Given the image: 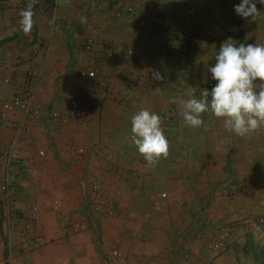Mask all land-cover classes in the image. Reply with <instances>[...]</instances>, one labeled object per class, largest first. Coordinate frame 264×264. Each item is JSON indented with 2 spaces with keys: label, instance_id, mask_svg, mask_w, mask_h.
<instances>
[{
  "label": "crops",
  "instance_id": "crops-1",
  "mask_svg": "<svg viewBox=\"0 0 264 264\" xmlns=\"http://www.w3.org/2000/svg\"><path fill=\"white\" fill-rule=\"evenodd\" d=\"M29 3L25 34L18 13ZM239 3L0 0V263L262 264L264 225H237L223 253L209 250L222 221H255L263 207L230 183L255 179L228 167L238 161L235 135L229 154L222 120L205 113L201 127H185L178 103L199 98L198 80L215 84L207 68L225 35L235 44L248 35ZM187 34L185 49L163 52ZM88 71L94 77H81ZM27 93V109L1 116ZM142 108L159 114L169 141L155 165L131 139Z\"/></svg>",
  "mask_w": 264,
  "mask_h": 264
},
{
  "label": "clouds",
  "instance_id": "clouds-1",
  "mask_svg": "<svg viewBox=\"0 0 264 264\" xmlns=\"http://www.w3.org/2000/svg\"><path fill=\"white\" fill-rule=\"evenodd\" d=\"M257 3L264 6V0H240L234 5V13L255 21L262 15ZM32 9L33 4L29 3L18 13V24L25 34L33 26ZM84 22L81 17V23ZM214 61L207 68L211 80L215 81L211 90L202 89L199 98L188 93L187 99L178 101L182 123L185 127L199 128L204 123L203 114L210 113L222 120L225 131L247 138L264 127V44L237 45L229 37L221 42ZM152 75L155 80L162 79L159 72ZM130 125L133 146L147 164L155 165L167 157L169 141L159 114L142 108L133 114Z\"/></svg>",
  "mask_w": 264,
  "mask_h": 264
},
{
  "label": "rangeland",
  "instance_id": "rangeland-1",
  "mask_svg": "<svg viewBox=\"0 0 264 264\" xmlns=\"http://www.w3.org/2000/svg\"><path fill=\"white\" fill-rule=\"evenodd\" d=\"M259 18V17H258ZM249 22H247V20H244V24L246 26L245 29H248L250 31L247 30L246 32H248V35H242V43L240 44H252L253 41H255L254 43H264V23H262V19L259 18L257 20H255L256 23H253L251 19L248 20ZM225 22H229V21H225ZM247 22V23H245ZM238 25V23H237ZM240 25V24H239ZM238 25V26H239ZM235 26V23H234ZM228 30V28H227ZM234 37V35H233ZM225 38H229L226 37ZM255 39V40H253ZM235 40V37H234ZM236 42V40H235ZM239 45V44H237ZM232 133H229L227 131H225V138L226 140H230V153H232V140H237V146L235 144V151H238L237 153L238 155V161H244L241 165H239L238 161H236V157L232 158V164L233 167L232 168V164H230L228 167L229 169H231L230 171H233L234 175L237 176L236 174V167H237V171L239 172H244V171H249L251 173H253L255 179L251 180V181H246V180H242V178L240 180H236L233 179V181H231L230 183L235 185L237 190L238 187L239 188V192H244V194H249L250 192L253 193V197L254 200L259 201V203L257 204V207H263L262 209H264V165H263V157H264V150L262 148H258L259 143L264 142V127H261L260 129L256 130L255 132H253L250 136H248L247 138H236L235 136H233L232 139ZM239 143V144H238ZM253 157H251V154ZM228 154V155H229ZM262 157V158H261ZM254 159H256V162H254ZM235 161V163H234ZM231 173V172H230ZM229 173V175H230ZM235 180V181H234ZM235 182V184L233 183ZM251 183V185H250ZM246 192V193H245ZM258 194H260V196H258L255 199V196H257ZM261 198V200L259 199ZM262 209H260V214H263L264 212H262ZM264 215V214H263ZM262 218V217H261ZM264 218V217H263ZM257 253L260 256V260L261 263L264 264V247H259L257 249Z\"/></svg>",
  "mask_w": 264,
  "mask_h": 264
},
{
  "label": "built area",
  "instance_id": "built-area-1",
  "mask_svg": "<svg viewBox=\"0 0 264 264\" xmlns=\"http://www.w3.org/2000/svg\"><path fill=\"white\" fill-rule=\"evenodd\" d=\"M126 11H129V9H127ZM140 24L144 26L143 23H140ZM192 38L193 37L191 34H187L185 35V39L182 45H176V46L169 45L170 47L165 46L164 48H162V50L165 53H176L177 51H179L180 48L185 49L187 47L188 42L192 43ZM91 45H92V41L90 40L86 49L89 50ZM128 53L131 54V52H128ZM94 75H95L94 71H88V72L81 73V77H86V78H92L94 77ZM213 86L214 85L212 83L202 82L201 80H198L196 88L197 90L201 92L202 89L211 90ZM30 100H31V96L30 94L27 93L25 94V97H16L12 101L4 103L3 113L1 116L3 117L5 112L10 111L15 108L27 109L29 106ZM69 105L71 106L72 109H75L77 102L75 100H71ZM52 116L57 117V114H52ZM2 189L7 190V185L3 186ZM237 225H243L247 233H254L256 229H258L257 226L264 225V218L263 217L258 218V219H255V221H253L252 219H242L239 221H233V220L222 221L217 226V228H215L214 234L208 242L209 250H211L212 252L216 254L223 253L227 247V240L230 237L231 232L235 229ZM112 255L116 257L119 256L116 251H113Z\"/></svg>",
  "mask_w": 264,
  "mask_h": 264
}]
</instances>
